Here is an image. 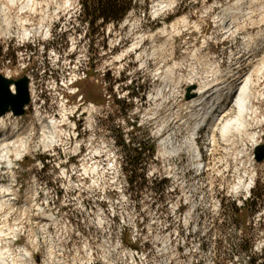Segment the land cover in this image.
<instances>
[{"label":"rangeland","instance_id":"374dc122","mask_svg":"<svg viewBox=\"0 0 264 264\" xmlns=\"http://www.w3.org/2000/svg\"><path fill=\"white\" fill-rule=\"evenodd\" d=\"M84 18L81 0H0V73L29 77L33 93L25 115L0 123L29 147L13 170L3 163L1 185L18 180L19 204L29 202L11 211L21 228L7 243L33 252L24 264H263L264 0H132L122 21ZM246 74L257 118L224 137L239 113L229 97L223 121L196 135V169L187 89L236 87ZM65 113L46 147L37 115ZM122 141L145 144L137 169Z\"/></svg>","mask_w":264,"mask_h":264},{"label":"bare ground","instance_id":"6f19581e","mask_svg":"<svg viewBox=\"0 0 264 264\" xmlns=\"http://www.w3.org/2000/svg\"><path fill=\"white\" fill-rule=\"evenodd\" d=\"M232 9L233 8H230L229 10H227L228 12L226 11V14L232 13ZM28 34H29L28 31H25L24 35L27 36ZM140 43H142V42H138V43L134 44L132 46V48L129 50L130 51L138 50L140 48ZM237 74H239V72ZM231 76L234 77V75H231ZM235 76H238V75H235ZM192 80L193 79H191V81ZM226 82L227 81H223V80L221 82H219V79L212 80V81L208 80V81H205V83L203 85H201L197 90L193 89L194 87H189V88H191V90L193 89L191 91L193 93V97H192V99L190 98L191 100L190 99H187V100H190V102H189V104L191 106L190 111L195 112L196 118H195V127L193 129L194 133H193V136L191 138V142L189 143V145L187 147H188V151L190 152V157L193 159L197 158L196 163H195L196 169H200V166L204 165L203 159L201 158L202 151L200 149V145L197 141L198 138H196V135L198 134V131L201 128V126L207 125L208 127H210V126L216 127L218 124H220L223 121L224 117L227 116V112H228V105L226 104V101H227V98L230 96L231 93H233L236 97V102H237V107H238L239 113L235 117L234 120H229V121L227 120V122L223 125L222 134L224 137H226L233 130L240 132L242 129H244L246 127V121L245 120L247 119L246 118L247 115L251 114L252 116L254 115L255 118H257V115H256L257 112L254 109L255 106L254 107L250 106V103H251L250 94L252 93V90H253L252 89L253 79H252L251 75L246 74V75L242 76V80L240 81V83L236 87L234 86V84H228ZM192 84H194V83L191 82L190 85H192ZM11 89H12V91L16 92L17 86L15 84H12ZM32 95H33V93H32ZM222 97H224L223 100H222ZM39 112H40V110H39ZM9 115L16 116L12 112L7 113L6 115L0 116V123H2L1 127L4 126V118L9 116ZM43 117L44 116L41 117V116L37 115V118H38L37 123L40 124V128H41V135L42 136H40V138L42 139L45 146L48 147V146H50L51 143L54 142L55 138L58 136L57 134H60L62 132V129L60 128L62 126L61 123L64 122L65 120H69L70 116L68 117L66 113L63 114L62 115L63 120L62 121L60 120L59 122L55 117H54V119L48 120V121L44 120ZM31 125L32 126L30 127L29 132L27 134H30V132H33L32 131L34 128L33 123ZM212 135H213L212 140L215 141V135L214 134H212ZM25 136H26V134L16 133L14 135V137H13V135L11 137V136H8V134L6 132H3V133L1 132V134H0V165L8 162L9 167H11V165H13V163H14L13 154L16 155L17 157L20 156L22 158L24 151L28 150V148H29L27 146L28 145L27 139H24ZM175 146L176 145H174V147ZM177 147L175 148L176 149L175 151L178 152L180 148H177ZM203 168H205V165ZM1 170L2 169H0V181H2L1 177L4 176ZM89 171H90V167L85 165L83 175H89ZM241 182L242 181H240L239 182L240 185L236 187L237 191L242 188L243 184ZM13 184H14V182H13ZM249 187L247 186L246 189L248 190ZM37 190H38L37 188H33V191L36 194H37V192H36ZM14 191H15V187H13L11 185V183L6 185V186L3 184L2 185L0 184V194H3V195H0V215H2V216H0V264H24L25 261L32 260V258L34 256L33 252H31V251L29 252L27 250V248L26 249L22 248V249H19L15 252L11 248V246H10L11 244H8L9 243L8 240L11 237L17 235L16 233L21 228L19 225L20 221L18 219H16V221L13 225L10 223V219L12 217L11 211H13L14 208H16L15 202H13V200H12L15 198L11 197L13 195H17ZM33 191H32V193H33ZM33 195H35V194H33ZM36 201H37V198L34 199V203H36ZM22 208H26V207L24 206ZM7 209H8V211H7ZM5 211H7V212H5ZM22 213L24 215L26 214L25 211ZM45 218L48 220L57 221L56 224H59L58 218L53 214H45ZM52 225H55V224L53 223ZM4 236H5V238H4ZM33 241H34V243L37 242V240H33ZM49 253H50V255H52L53 249H51V251Z\"/></svg>","mask_w":264,"mask_h":264},{"label":"trees","instance_id":"16d2710c","mask_svg":"<svg viewBox=\"0 0 264 264\" xmlns=\"http://www.w3.org/2000/svg\"><path fill=\"white\" fill-rule=\"evenodd\" d=\"M82 9L85 14L84 20L89 24L94 25L98 21L102 20L104 25L111 21L119 22L122 21L125 15L132 7V0H81ZM94 65H92V68ZM145 96H142L144 99ZM122 145L125 150H128V164L136 169L142 165L144 161L143 157V145L142 141L135 144L133 150L128 148L127 144L122 141ZM131 153V154H130ZM133 181V180H131ZM252 264H257V259L252 258ZM264 264V263H263Z\"/></svg>","mask_w":264,"mask_h":264},{"label":"water","instance_id":"95a60500","mask_svg":"<svg viewBox=\"0 0 264 264\" xmlns=\"http://www.w3.org/2000/svg\"><path fill=\"white\" fill-rule=\"evenodd\" d=\"M17 86L16 92L12 91L11 86ZM30 79L23 76L19 79H12L0 73V116L12 112L16 116L26 113V106L31 102ZM193 97L191 88L187 89V99ZM256 158L259 162L264 161V144L258 145Z\"/></svg>","mask_w":264,"mask_h":264},{"label":"built area","instance_id":"2783aa9c","mask_svg":"<svg viewBox=\"0 0 264 264\" xmlns=\"http://www.w3.org/2000/svg\"><path fill=\"white\" fill-rule=\"evenodd\" d=\"M33 200H34V198H33Z\"/></svg>","mask_w":264,"mask_h":264}]
</instances>
